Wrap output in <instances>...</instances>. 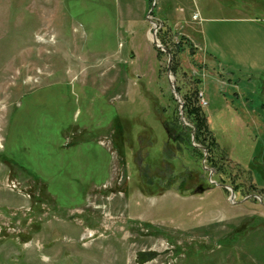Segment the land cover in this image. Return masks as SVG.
<instances>
[{
    "label": "rangeland",
    "instance_id": "1",
    "mask_svg": "<svg viewBox=\"0 0 264 264\" xmlns=\"http://www.w3.org/2000/svg\"><path fill=\"white\" fill-rule=\"evenodd\" d=\"M0 264H264V0H0Z\"/></svg>",
    "mask_w": 264,
    "mask_h": 264
},
{
    "label": "trees",
    "instance_id": "2",
    "mask_svg": "<svg viewBox=\"0 0 264 264\" xmlns=\"http://www.w3.org/2000/svg\"><path fill=\"white\" fill-rule=\"evenodd\" d=\"M178 50H182V48L180 47L181 45H183V48L187 49L189 54H193L194 51V47L192 46V44L189 42V40L187 38H185L184 36H180L178 39ZM193 65L195 67H198L197 64H195L193 62ZM192 81L194 83V86L196 87L199 83H200V78L199 77H195L192 78ZM177 90V88H176ZM179 90V89H178ZM196 90H193L191 92H184L183 93V99L182 100V114L184 117V120L190 125V126H181L180 127V134H185L184 135V139L185 141H187V146L189 147L190 151L195 152L198 156L199 159L202 158V151L193 146L191 144V141L197 142L199 144L202 145V147L204 146V148L207 151L206 157H205V161L212 167H215V163L213 159L214 155L213 153L215 152L214 150L216 149V141L214 140L213 135L211 134V131L208 129L207 127V122H206V116L204 114L203 109L200 107V105L197 102V96H196ZM193 128V140H190L189 138V130ZM180 134L175 135L174 137H176L175 139L179 141H183V139L181 138ZM212 155V156H211ZM217 169L219 167H216ZM222 181V180H221ZM234 190V189H233Z\"/></svg>",
    "mask_w": 264,
    "mask_h": 264
},
{
    "label": "water",
    "instance_id": "3",
    "mask_svg": "<svg viewBox=\"0 0 264 264\" xmlns=\"http://www.w3.org/2000/svg\"><path fill=\"white\" fill-rule=\"evenodd\" d=\"M150 10V9H149ZM152 26H153V32L151 34V42L153 43V45L155 47H158L159 49L163 50V47L161 46V44L156 40L155 38V32H154V27H155V24L154 22L150 21ZM169 83H170V86H171V89H172V93H173V96L174 98L176 99V101L178 102V112L182 118V101L180 99L177 98L176 96V92L174 91V87H173V83L169 80ZM226 189L228 190V200L230 202H232L233 198H234V193H233V190L229 187V186H226ZM198 191H201V188H198Z\"/></svg>",
    "mask_w": 264,
    "mask_h": 264
},
{
    "label": "built area",
    "instance_id": "4",
    "mask_svg": "<svg viewBox=\"0 0 264 264\" xmlns=\"http://www.w3.org/2000/svg\"><path fill=\"white\" fill-rule=\"evenodd\" d=\"M194 17H195V15H194ZM200 101H201V104L205 105V100L203 98H200Z\"/></svg>",
    "mask_w": 264,
    "mask_h": 264
}]
</instances>
